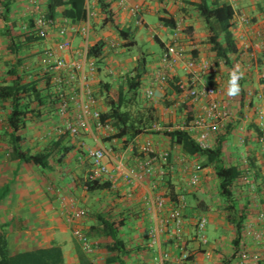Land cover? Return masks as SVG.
<instances>
[{"label":"crops","instance_id":"0c3cea01","mask_svg":"<svg viewBox=\"0 0 264 264\" xmlns=\"http://www.w3.org/2000/svg\"><path fill=\"white\" fill-rule=\"evenodd\" d=\"M2 1L11 2V11L7 16L2 15L0 17V82L7 77L9 69L16 65L21 58L23 63L19 66V72L26 74L30 79L44 70L46 50L55 47L59 41L57 27H53L49 31L46 40L30 46L29 50L23 51L17 58L11 53L8 47L9 41L4 32L7 28L14 29L16 34L26 31L25 28L29 26L36 15L34 1H37L44 10L46 0ZM191 1L193 0H128L130 4L143 6L141 18L144 24L137 25L135 17L131 15L128 9L121 7L116 0H107L111 3V9L115 14L114 25L120 28H131L134 30L136 38L139 37L138 33L142 38L148 39L152 35L153 40L158 43L160 41L165 47L171 44L174 30L164 26L161 28L160 21L158 24L150 23L148 16L156 15L160 18L170 15L174 17L177 22H182L184 25L183 40L187 50H191L193 38L203 36V34H197V29L201 26L206 31L204 36L206 39L208 37L205 24L189 4ZM238 3L235 32L241 54L235 57L233 68L220 64L216 71H212L208 75L210 83L216 85L221 91L220 101L230 105V109L235 115L230 122L224 124L215 122L209 140L212 145H215L216 139L225 132L227 127L232 129L231 135L224 144V156L227 164L241 163L247 156L255 157L261 166V174L264 177V145L259 142L257 135L251 128L252 124H257V111L263 104L261 95L264 93V80L261 78V69L264 65V2L262 0H238ZM94 4L98 10V16L92 21V26L97 24L100 29L102 28V32L107 31L112 24L105 25L97 0ZM0 9L3 11L1 5ZM186 13L189 16H186ZM242 17L248 18L250 24L242 23ZM195 19H199L198 25L200 24V27H198ZM63 22L62 19H58L57 23ZM73 38L74 50H79L83 44V39L80 35L78 38L74 35ZM101 38L100 35H93L91 43H103ZM118 38L122 42L121 38ZM207 47L205 51L202 49L200 51V46H195V50L190 52L193 56L198 52V59L209 60L216 64L215 54L208 45ZM62 55L67 59L77 58L76 51L66 52ZM144 57L148 61L144 53L136 58L143 59ZM159 58L160 56L154 58L152 62H147V73L144 76V84L147 87L154 76V66ZM131 66L126 65L124 70L129 72L132 69L129 68ZM133 66L135 67V65ZM234 71L239 77L237 81L239 92L236 95H229L230 80ZM176 73L178 75L176 78L184 77L182 64L177 67ZM104 76L102 71H97L93 81L94 88L99 87ZM107 79H111L114 84L119 81L115 77ZM162 92L163 97L168 98L171 97L174 90L169 85L164 89L159 88L157 95ZM179 101H181L180 98ZM186 103L193 106L195 114L201 113L205 108L204 103L193 104L190 101ZM178 106L180 107L179 103ZM43 112L45 115L38 119L29 120L27 127L20 132L23 138L24 151L31 153L43 151L52 141H58L64 135L60 133L59 129L70 122V116H62L58 108L54 111L46 108ZM7 114L8 105L0 103V191L7 188L6 197L0 202V226L4 227V231L8 234L13 253L49 248L55 245L61 248L65 264H80L77 251L81 249L73 236L75 223L70 222L69 219L72 210L80 208L85 209L88 215L78 222V226H82L86 230L99 224L96 215L112 220L125 219L128 222L123 231V236L133 252L127 259V264H161L164 253L170 254L166 264H189L178 261L180 251L173 245V241L167 233L157 236L160 243L150 247L151 231L156 225V220L148 200L154 195H166L167 188L165 186L168 179H171L177 190L183 194L184 190H187V176L184 173L185 164L200 163L204 165L201 184L194 189H188L184 243L193 255L191 260L194 264H224V261H231L230 264H238L237 259L233 257L235 254L233 243L235 230L228 224L222 209L223 204L218 196L219 181L213 168L205 166V160L184 156L180 148L175 146L173 156L176 162L170 174L165 177L164 174L162 175V166L156 165L154 173L146 176L143 182L133 181L130 183L116 170L115 157L122 156L129 167L135 166L141 154L140 144L143 141L151 140L150 137L154 135L139 137L135 141V146L124 148L119 140H114L112 143L104 142L102 133L83 132L78 138H73L67 134L68 138L64 145L70 147L68 153L64 154L62 160L59 162L53 160L52 164L44 169L17 161L10 156L9 130L6 127ZM186 114L187 111L182 110L180 116L184 118ZM195 133L194 136L199 134L198 132ZM158 139L162 144H168L169 149H171L168 138L160 136ZM98 146H103L109 150L106 162L112 174V178L108 181L112 184V188L109 191L90 193L85 185L92 167L87 151ZM193 200L197 201V205H193ZM263 201L264 192L250 204L249 208L252 214L247 226L253 224L255 229L264 235V220L259 218V215L264 213ZM197 206H199L198 211L195 209ZM169 207L171 204H168ZM165 213L166 211L159 217L162 218ZM201 216H206L209 220V229L211 228L218 233V237L208 246H202L197 238L196 223ZM148 231L149 238L147 239L145 233ZM263 247V244H257L250 237L245 238L243 248L251 253L260 252ZM106 257L107 254L104 252H97L96 254L98 261L102 259L105 262ZM248 264L255 263L249 262Z\"/></svg>","mask_w":264,"mask_h":264},{"label":"trees","instance_id":"16d2710c","mask_svg":"<svg viewBox=\"0 0 264 264\" xmlns=\"http://www.w3.org/2000/svg\"><path fill=\"white\" fill-rule=\"evenodd\" d=\"M262 1L264 2V0ZM0 2L3 8L2 15L7 16L11 11V2L5 3L2 0ZM45 4L44 14L48 20L55 21L56 24H58V19L67 20L71 25H77L86 19V0H46ZM97 4L105 25L111 23L117 30L122 40L121 47L130 51L137 46L138 40L134 30L114 25L115 14L111 9V3L107 0H97ZM189 4L205 24L208 32L206 44L216 56V65L220 66L219 62H223L225 66L233 68L235 57L241 54L236 41V10L234 7L226 0H193ZM35 18L25 28L26 31L16 34L14 29L7 28L4 32L9 41L8 47L17 58L23 51L29 50L30 46L40 44L45 40L34 29ZM159 21L166 28L174 30L177 27V21L170 15L160 17ZM160 45L165 49L163 43ZM105 50L104 42L92 44L89 48V58L94 59L97 66L101 65L104 63ZM197 54L198 52L194 55L195 59H198ZM21 59L9 69L7 77L0 82V103L8 105L6 127L9 130L10 156L17 161L45 169L52 164L53 160L59 162L64 154L68 153L70 147L64 145L68 135L64 134L58 141H52L43 151L31 153L24 151L20 132L27 127L29 120L45 115L43 111L46 108L53 109V111L58 108L60 100L58 89L52 81V76L45 70L30 79L26 74H21L19 72V66L23 63ZM147 62L145 57L139 59L138 65L118 78L117 84H114L111 79H107L108 77H104L101 79L99 87L94 88L96 97L104 100L102 120L114 128V133L104 137V142L112 143L114 140H119L124 148H129L135 146V141L139 137L160 135L168 138L171 145L170 150L173 151V148L178 146L184 156L205 160V166L213 168L219 181L218 196L223 204L222 209L228 224L235 230L233 241L235 254L233 257L237 259L243 249L246 238L245 230L252 214L249 208L250 204L264 192L261 166L258 164V160L252 156L245 158L246 163L241 161L238 164H227L224 156V144L232 131L228 127L216 139L212 148H201L196 137L189 130L193 126L197 114H195L193 106L187 103L181 104L178 108V123L169 121L162 125L161 130H155V125L162 124L158 107L156 104H148V100H143L144 97H142ZM102 70L99 66L98 71ZM178 82L179 79L173 77L170 79L169 85L174 90L171 96L179 102L181 90ZM162 100L168 107L172 105L167 98ZM182 110L187 111L184 118L180 116ZM251 128L261 143L262 132L259 126L254 123ZM165 168L164 176L166 177L170 174L171 167ZM166 183L165 197L170 199L171 205L175 206L178 203L180 195H184L187 201L186 195L177 190L171 179L166 180ZM85 185L90 193L109 191L112 188L110 182L92 181L90 176ZM6 192L7 188L0 191V202L6 197ZM195 209L198 211L199 206ZM96 216L99 224L86 230L93 248L97 252L107 254L105 264H127V259L133 252L123 236L128 222L125 219L112 220L108 217ZM3 228L0 226V264H65L61 248L55 245L49 248L13 253L8 234ZM148 234L149 231L145 233L147 239L149 238ZM260 252L261 259L257 264H264V249ZM77 255L80 264H95L92 260L95 256L92 257L84 253L82 249L77 251ZM191 259H193V255L190 256L189 260ZM228 263L230 264L231 261H224V264Z\"/></svg>","mask_w":264,"mask_h":264},{"label":"built area","instance_id":"2783aa9c","mask_svg":"<svg viewBox=\"0 0 264 264\" xmlns=\"http://www.w3.org/2000/svg\"><path fill=\"white\" fill-rule=\"evenodd\" d=\"M121 7L129 10L131 15L135 17L137 25H143L141 18L143 6L141 4H130L128 0H116ZM230 5L237 9L238 0H226ZM36 8L35 31L45 40L49 36V31L53 27H57V35L59 41L55 47L46 50V65L44 70L52 76V81L58 89L59 106L58 111L64 117L70 116V122L66 126L60 128L62 134H68L73 138H78L83 132L86 133H104L106 137L114 133V128L108 122L102 120V110L100 101L95 95L93 86L94 76L97 73L95 60L89 58V48L92 45V21L98 16V10L95 6V0H87V15L85 21L71 25L69 21L64 20L61 24L48 20L37 1H34ZM2 9H0V17ZM242 23L250 24L246 17H242ZM236 24V22H235ZM163 25L161 26V28ZM185 33L182 22H177L174 29V37L171 44L167 45L157 61L158 68L154 71L150 85L143 91V97L148 101H154L157 97V90L164 89L169 86V81L173 77H177L176 69L180 64L186 73L185 77H179V88L181 96L179 105L190 101L193 104L204 103L205 108L198 113L193 126L189 130L194 134L198 132L196 137L199 145L203 149L212 148L209 140L213 124L215 122L227 123L234 118V112L230 109V105L220 101L221 91L216 85L210 83L208 75L212 71H216L218 66L209 60L195 59L190 51L195 50V46H191V50H187L183 35ZM78 34L83 39V44L79 50H74L73 37ZM112 47L119 46L118 43L111 42ZM76 51L77 58L67 59L62 54L66 52ZM79 56V57H78ZM223 64V62H219ZM261 78L264 79V65L261 69ZM262 106L257 111V125L261 130V143L264 145V93L261 95ZM155 130H161L160 125L154 126ZM196 134V133H195ZM138 145V144H137ZM141 150L140 158L135 166L129 167L125 159L115 157L116 170L123 175L128 182H143L146 176L154 173L156 165L162 166V175L165 174L166 168H174L175 158L173 151L167 149L165 151H157L152 142L148 141L145 145L139 146ZM109 150L103 146H98L87 151V155L91 161L92 181H109L112 174L106 159ZM243 161L246 163V159ZM184 162V161H183ZM186 162V161H185ZM204 166L200 163H187L184 166V173L187 176V189H194L201 184ZM151 212L153 213L156 225L151 231V246L160 243L157 236L164 233L169 234L173 245L180 251L178 261L182 263L194 264L189 260L191 253L184 243L186 217L185 210L188 207L184 195L178 197V203L168 208L170 199L165 195H154L148 200ZM166 213L161 217V214ZM88 213L85 209L76 208L70 214V222L75 223L73 234L80 245L82 251L90 256H95L97 251L93 248L92 241L89 238L86 229L78 226V222L87 217ZM264 220V213L259 215ZM209 224L206 216L198 218L196 223V233L199 243L202 246H208V237L205 235ZM245 237H250L254 242L264 245L263 233L257 231L253 224L246 227ZM264 249V247H263ZM92 260L95 264H100L97 258ZM170 254H162L161 264H166ZM261 259V252L251 253L243 248L237 258L238 264H248L257 262Z\"/></svg>","mask_w":264,"mask_h":264},{"label":"rangeland","instance_id":"374dc122","mask_svg":"<svg viewBox=\"0 0 264 264\" xmlns=\"http://www.w3.org/2000/svg\"><path fill=\"white\" fill-rule=\"evenodd\" d=\"M186 16H189L186 13ZM191 18V16H190ZM197 25L200 21H198L199 19H195ZM148 21L152 24H158L159 22V18L156 15H149L148 16ZM98 27V28H97ZM100 26H96L93 25L92 26V36L94 35H100L102 38L101 40L104 41L105 43V58H104V63H102L101 65H96V68L98 70L99 66L100 68H102V72L105 74V78H113L115 77L116 79L120 78L122 75H124L125 73H127L128 71L124 70V68L126 67V65H132L129 68H133L135 66L138 65V58L140 55H142V53L146 54L148 61L152 62L154 60V58H157L158 56L162 55L163 49L161 47V45L153 40L152 35H150L149 39L144 37L142 38L140 36V34L138 33L137 40H138V45L135 46L134 48H132L130 51H125L126 49L122 48V42L119 40V35L116 31V29L111 26L109 29H107V31H103L102 32V28H99ZM198 27H200V24L198 25ZM189 32V31H188ZM187 32V33H188ZM205 29L203 26H201L200 28L197 29V34H203V36H198L197 38H193L191 40L192 45L193 46H200V51H205L208 47L205 43V39L206 37L204 36L205 34ZM105 33V34H104ZM145 33V31H144ZM190 34V33H189ZM188 34V35H189ZM75 37L78 38V34H75ZM189 39V38H188ZM113 41V43H119V46L116 47H112L111 42ZM191 45V46H192ZM202 49V50H201ZM152 54H149V53ZM148 53V54H147ZM138 55V56H137ZM134 58V59H132ZM107 59V60H106ZM158 68V64H156L154 66V71H156ZM124 73V74H123ZM152 73V72H151ZM154 73V72H153ZM184 77L186 76V73H183ZM95 78V76H94ZM147 88V85L144 86L143 90H142V97H143V91ZM145 98H143L144 100ZM163 92L160 93L159 95H157L156 99L154 101H147L148 104H156L158 107V111H159V116L160 119L162 121V124H160V127H163L162 125L169 123V121H172L174 123H178V119H179V115H178V101H176L172 96L168 97V101L169 103H171L172 105L170 107H168L163 100ZM100 101V107L101 110L103 111L104 109V100L99 98ZM186 117V116H185ZM182 118V116H181ZM182 122L183 120L180 119ZM103 137H106L104 133H102ZM160 137V135H154L152 137H150L151 140H149L150 142L153 143L155 149L157 151H165L167 149H169L168 144L166 143H161L158 139ZM148 141H143L140 145H145ZM159 142V143H158ZM187 184V183H186ZM188 189L184 190V194L186 195V197L188 196ZM193 205H197V201L193 200L192 201ZM205 235L208 237V241L212 242L216 237H218V233H216L215 231H213L211 228L209 229V225L207 227V230L205 232ZM74 236V234H73ZM98 259V258H97ZM100 264H105V262H103L102 259H100L99 261Z\"/></svg>","mask_w":264,"mask_h":264},{"label":"clouds","instance_id":"9594fccd","mask_svg":"<svg viewBox=\"0 0 264 264\" xmlns=\"http://www.w3.org/2000/svg\"><path fill=\"white\" fill-rule=\"evenodd\" d=\"M239 77L236 73V71H234L232 73V76H231V80H230V87H229V90H228V94L229 95H236L238 94L239 92V86H238V81Z\"/></svg>","mask_w":264,"mask_h":264}]
</instances>
